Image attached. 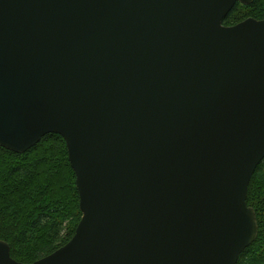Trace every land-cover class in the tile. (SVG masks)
Listing matches in <instances>:
<instances>
[{
  "label": "water",
  "instance_id": "1",
  "mask_svg": "<svg viewBox=\"0 0 264 264\" xmlns=\"http://www.w3.org/2000/svg\"><path fill=\"white\" fill-rule=\"evenodd\" d=\"M254 0H0V146L66 141L81 219L23 263L237 264L258 237L264 19Z\"/></svg>",
  "mask_w": 264,
  "mask_h": 264
},
{
  "label": "trees",
  "instance_id": "2",
  "mask_svg": "<svg viewBox=\"0 0 264 264\" xmlns=\"http://www.w3.org/2000/svg\"><path fill=\"white\" fill-rule=\"evenodd\" d=\"M249 17L264 19V0L238 3L224 24ZM247 201L256 212L259 233L237 264H264V159L253 174ZM81 216L76 174L61 135L47 134L25 153L0 146V239L9 243L15 260L33 263L66 245Z\"/></svg>",
  "mask_w": 264,
  "mask_h": 264
},
{
  "label": "bare ground",
  "instance_id": "3",
  "mask_svg": "<svg viewBox=\"0 0 264 264\" xmlns=\"http://www.w3.org/2000/svg\"><path fill=\"white\" fill-rule=\"evenodd\" d=\"M32 147H33V146H32ZM32 147H31V148H32ZM29 149H30V148H29ZM29 149H28V150H29ZM28 150H27V151H28Z\"/></svg>",
  "mask_w": 264,
  "mask_h": 264
}]
</instances>
